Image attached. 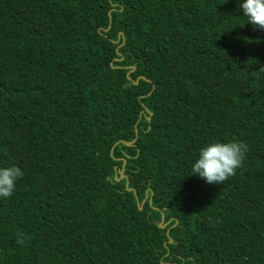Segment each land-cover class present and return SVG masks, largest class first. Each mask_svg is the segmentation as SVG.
Masks as SVG:
<instances>
[{
  "label": "trees",
  "instance_id": "16d2710c",
  "mask_svg": "<svg viewBox=\"0 0 264 264\" xmlns=\"http://www.w3.org/2000/svg\"><path fill=\"white\" fill-rule=\"evenodd\" d=\"M242 2L0 0V168L23 171L0 264H264V30ZM233 141L234 177L191 176Z\"/></svg>",
  "mask_w": 264,
  "mask_h": 264
},
{
  "label": "clouds",
  "instance_id": "9594fccd",
  "mask_svg": "<svg viewBox=\"0 0 264 264\" xmlns=\"http://www.w3.org/2000/svg\"><path fill=\"white\" fill-rule=\"evenodd\" d=\"M240 8L247 17V24L264 30V0H243ZM260 71H264V67ZM247 151V144L236 141L208 144L201 148L199 158L192 165L191 176H198L208 184L223 185L242 167ZM22 176L19 167L0 168V199L13 195L16 182Z\"/></svg>",
  "mask_w": 264,
  "mask_h": 264
},
{
  "label": "water",
  "instance_id": "95a60500",
  "mask_svg": "<svg viewBox=\"0 0 264 264\" xmlns=\"http://www.w3.org/2000/svg\"><path fill=\"white\" fill-rule=\"evenodd\" d=\"M140 80H147V79H146L145 77L141 76L137 81L134 82V84H135V85H138ZM130 81H132V80H130ZM147 81H149V80H147ZM148 119H149V121H151V117H148ZM123 143H124L125 145H127V146H133V145L136 143V140L133 141V142H123ZM118 144H119V143H117L116 145H118ZM124 162H125V161H124ZM124 172H125V166L122 168V170H120V171L117 173V175H116V177H115L116 181L119 182V181H121V180L127 178V176L124 174ZM129 190L131 191V189H129ZM134 192L136 193L135 190H134ZM152 196H153V195H151V197H152ZM144 204H145V201H143L142 203L139 204L141 210H143V208H144ZM168 225H169V222L165 223V218L163 217V218H162V222L159 223V227L162 228V229H165ZM168 234H169V233H168ZM170 243H173V239L170 240Z\"/></svg>",
  "mask_w": 264,
  "mask_h": 264
}]
</instances>
